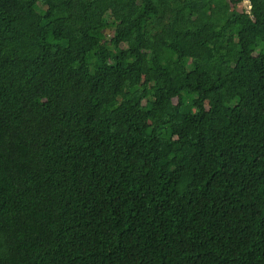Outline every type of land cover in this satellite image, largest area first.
Returning <instances> with one entry per match:
<instances>
[{"label": "trees", "instance_id": "trees-1", "mask_svg": "<svg viewBox=\"0 0 264 264\" xmlns=\"http://www.w3.org/2000/svg\"><path fill=\"white\" fill-rule=\"evenodd\" d=\"M242 1L0 0V264H264Z\"/></svg>", "mask_w": 264, "mask_h": 264}, {"label": "rangeland", "instance_id": "rangeland-1", "mask_svg": "<svg viewBox=\"0 0 264 264\" xmlns=\"http://www.w3.org/2000/svg\"><path fill=\"white\" fill-rule=\"evenodd\" d=\"M228 10V12H234V11H248L250 8H249V2L244 0L242 1L240 4H238L237 6L235 7H227L226 8ZM109 34H111V32H109Z\"/></svg>", "mask_w": 264, "mask_h": 264}]
</instances>
